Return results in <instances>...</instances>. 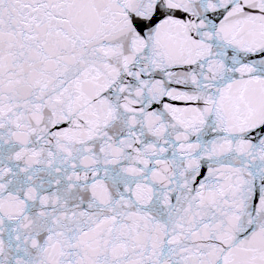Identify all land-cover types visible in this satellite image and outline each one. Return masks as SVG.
Masks as SVG:
<instances>
[{
	"label": "snow or ice",
	"instance_id": "obj_1",
	"mask_svg": "<svg viewBox=\"0 0 264 264\" xmlns=\"http://www.w3.org/2000/svg\"><path fill=\"white\" fill-rule=\"evenodd\" d=\"M0 264H264V0H0Z\"/></svg>",
	"mask_w": 264,
	"mask_h": 264
}]
</instances>
